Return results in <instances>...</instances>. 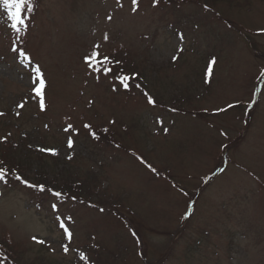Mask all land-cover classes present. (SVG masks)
<instances>
[{
	"label": "rangeland",
	"instance_id": "1",
	"mask_svg": "<svg viewBox=\"0 0 264 264\" xmlns=\"http://www.w3.org/2000/svg\"><path fill=\"white\" fill-rule=\"evenodd\" d=\"M138 3L40 0L19 46L0 4V154L65 194L0 182V264H264V0Z\"/></svg>",
	"mask_w": 264,
	"mask_h": 264
},
{
	"label": "snow or ice",
	"instance_id": "2",
	"mask_svg": "<svg viewBox=\"0 0 264 264\" xmlns=\"http://www.w3.org/2000/svg\"><path fill=\"white\" fill-rule=\"evenodd\" d=\"M37 2H38V0H37ZM156 3H157V0H153V6H155ZM0 4H2V6L7 10L9 19L12 21L11 28L16 30L17 33H19V31L21 30V27L25 25V19L21 17V10L27 8V10L29 12H31L34 8L33 0H0ZM138 7H139L138 0H132V9L131 10L133 13H135L137 11ZM205 8H207V5H205ZM109 19H111V17H109ZM261 31H264V29H262ZM181 38H182V36H181ZM107 39H108V37H107V35H105V40H107ZM94 47L97 50L93 51L89 56L85 57L86 64H88V66L90 68H92L93 70H95L97 72H102L105 76L112 75L114 79L119 81L121 86H123L125 89H128L130 86L128 81L131 79H135V75L129 76V75L123 74L122 70L113 67L114 65H120L121 61L113 60L107 55H101V53L98 50L99 45H95ZM12 51L16 52L17 49L13 48ZM178 51H183V49L182 48L178 49ZM18 55L24 56L25 60H27L29 62V64L32 63L31 57L26 52L20 51L18 53ZM93 59H95V63L92 62ZM172 59L175 61L176 59H178V57L173 56ZM32 72H33V76H34V79H33L34 87L32 88V92L34 93L35 97L38 98L40 109H41V111H43L46 108L45 93H44L46 81L44 78V74L41 71V68L39 65H36L32 69ZM137 87H139V85H137ZM113 90L115 91V89H113ZM145 95L147 96V102L149 104L155 103V101L153 100V98L150 95H148L147 93H145ZM23 106H24L23 102L21 104L17 105L18 108H22ZM230 107H231V105H230ZM2 115H3V113H0V116H2ZM17 115H19L18 112H17ZM83 127L85 129H91L92 126L90 124L86 123L83 125ZM64 131L66 133L73 132L74 131L73 125L69 124L67 127L64 128ZM91 134L94 138L98 139L95 132H92ZM0 139H6V137L0 138ZM67 147H68V149H73V147H74V140L72 138V135L68 136ZM39 151L51 152L53 155L58 154V152L55 149H47V148H43V147H41L39 149ZM67 158L69 160H71L72 155H68ZM139 159H141V162L146 163L145 161H143L142 157ZM0 165H3V161H0ZM149 167H151V166L149 165ZM153 171H155V170L153 169ZM9 174L13 175L15 180L19 181V183H21L25 187L37 188L41 192H48L52 196H54L56 198V200H60L65 195L63 192L56 191L53 188H46L44 184L37 185V184H33V183L29 182L27 179L23 178L18 172H16L15 169H8V168H5L3 166H0V182L5 181V178ZM72 198L75 199V197H72ZM51 207L53 210H55L57 208V204L54 203L51 205ZM67 219L70 220L71 217H68ZM56 220L59 221V228L63 229L64 236L70 241L71 237H72V233L70 232L69 228L66 226L65 222L63 220H61L60 216H56ZM32 239L37 244H44L45 243L44 240L38 239L36 236H33ZM63 251L65 253H67L69 251V247L67 245H64ZM81 259H84L83 254H81Z\"/></svg>",
	"mask_w": 264,
	"mask_h": 264
},
{
	"label": "trees",
	"instance_id": "3",
	"mask_svg": "<svg viewBox=\"0 0 264 264\" xmlns=\"http://www.w3.org/2000/svg\"><path fill=\"white\" fill-rule=\"evenodd\" d=\"M39 1L40 0H38V2H37V0L35 1V0H33V5H34V8H33V10L31 11V12H29L28 10H27V8H25V9H22L21 10V17L22 18H24L25 19V25L24 26H22L21 27V30L22 31H19V33H17V31L16 30H13L12 29V45H22V43H21V41H22V38H23V36L26 34V32H27V30L29 29V26H30V24L32 23L31 21H32V18L36 15V13L38 12V9H39ZM11 24H12V21L10 22V27H11ZM28 26V27H27ZM27 27V28H26ZM26 28V29H25ZM102 55H107V56H109L111 59H112V56L111 55H108V54H102ZM93 63H95V59H93V61H92ZM133 75H135V73L133 74ZM133 81V80H132ZM86 130H88V129H86ZM95 134L98 136V135H100V133L99 132H97V131H95ZM6 152H5V154H9L10 153V151H11V147L10 146H6ZM0 161H3V165H0V166H3V167H5V168H8V169H15V168H12L11 166H10V162H9V160L8 159H6V158H4L3 157V155H1L0 154ZM16 170V172H18L19 174H20V172H19V170L18 169H15ZM9 179H13L14 181H16L15 180V178H14V176L13 175H11V174H9L6 178H5V181L7 182V180H9ZM18 183V182H17ZM45 185V184H44ZM46 186V185H45ZM47 187V186H46ZM0 259L1 260H7V258H6V256H4V255H0Z\"/></svg>",
	"mask_w": 264,
	"mask_h": 264
}]
</instances>
